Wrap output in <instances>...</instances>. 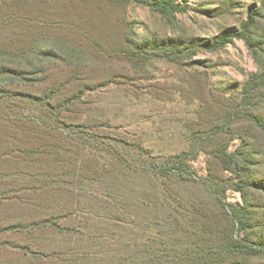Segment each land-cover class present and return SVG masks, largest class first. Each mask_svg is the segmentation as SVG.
Wrapping results in <instances>:
<instances>
[{
    "label": "rangeland",
    "instance_id": "374dc122",
    "mask_svg": "<svg viewBox=\"0 0 264 264\" xmlns=\"http://www.w3.org/2000/svg\"><path fill=\"white\" fill-rule=\"evenodd\" d=\"M173 1L181 11L167 18L138 1L4 0L0 42L18 43L24 37V45L38 42L35 51L47 55L52 52L76 65L73 69L80 73L77 75L85 76V83L96 86L94 93L84 92L85 95L93 93L89 102L98 101L99 114L112 120V129L105 130L106 135L138 136L154 158L196 153L190 165L197 183L187 184L184 194L209 198L212 238L222 243L204 263L211 260L207 264H264V0ZM252 12L258 17L246 34L251 48L237 39L216 51L199 47L215 43L228 33H243ZM9 13L14 18L25 16L27 20L15 19L11 26L2 20L3 14ZM24 21L27 28L21 26ZM24 29L28 31L23 34ZM162 41L176 44V53L169 52L168 45L161 52L153 51V46ZM172 54L177 55L180 65L162 57L175 59ZM43 60L39 65L35 61L29 70L49 68L46 55ZM59 71L55 68L51 72L53 76L44 83L28 87L15 85L13 90L40 96L53 82L60 84ZM115 76L118 83L135 90L136 95L130 93L126 97L123 89L115 85L107 89L97 87ZM80 85L75 84L71 92H76ZM34 107H39L34 101L27 106L30 110ZM30 110L24 117L28 121L38 119V114ZM201 137L206 138L203 143H200ZM203 147L212 153L216 149L236 153V172L224 171L219 160L208 156ZM109 167L110 193H114L113 186L120 185L121 181L128 185L134 180L124 179L120 170L110 163ZM89 175L92 173L87 172L82 182L76 181L83 184L79 185L81 189L77 185L70 189L63 187L58 194L60 200L55 203L56 196L53 200L47 196L44 200L48 202L43 200V203L25 202L35 195L25 188L19 189L16 183L4 189L0 185V193L5 194L0 197V226L34 223L45 217V223L52 222L61 228L75 226V218L69 219L75 204L80 202L101 212L105 206L101 200H72L77 195L74 190L87 196L96 187L88 181ZM43 184L37 183L39 191L44 188ZM223 192H226L224 210L217 201ZM47 205H52L49 210ZM144 226V223L141 227L134 224L130 230L137 235L129 236V244L124 239L123 247L115 245L113 250L98 255L99 258L115 264L124 262L126 256L133 255L134 247L128 246L147 236L143 234ZM36 235V240L47 245L44 248L48 254L60 245L67 249L83 247L75 246L77 235L71 237L54 228L46 227ZM17 236L1 234L0 239L23 240ZM54 241L59 243L54 245ZM101 244L104 249H111ZM206 246L201 249H207ZM197 249L191 245L186 252ZM12 251H0V264H24L21 256ZM99 258L95 264L100 263ZM92 260L89 255L79 258L78 264H94ZM133 262L140 263L135 260L130 263ZM61 264H76V257H64ZM187 264L197 263L188 261Z\"/></svg>",
    "mask_w": 264,
    "mask_h": 264
},
{
    "label": "trees",
    "instance_id": "16d2710c",
    "mask_svg": "<svg viewBox=\"0 0 264 264\" xmlns=\"http://www.w3.org/2000/svg\"><path fill=\"white\" fill-rule=\"evenodd\" d=\"M128 1H138L167 18L174 17L181 11V7L173 0ZM3 4L4 0H0V16ZM257 17L258 14L254 12L250 14L248 26L243 33H228L215 43L199 45V47L216 51L237 39L245 41L251 48V42L246 34L251 30ZM15 19L27 20L25 16L14 18L10 13L3 14L2 17L4 23H10L11 26ZM26 25L24 21L21 26L27 28ZM26 31L28 30L24 29L22 33ZM23 38L19 39L18 43L13 40L3 44L0 42V185L4 189L16 183L19 189L25 188L26 191L32 192L35 197L25 202L43 203L48 202L44 200L47 196L51 200L56 196L55 203L60 200L58 194L63 191V187L70 189L77 185L81 189L79 185H83L81 182L88 172L92 173V176L89 175L88 178L91 180H87L96 187L87 196H82L78 190H74L77 195L75 198L72 196L76 199L72 200L76 202L85 199H91V202L101 200L105 206L99 212L96 207L80 205L81 202L75 204L69 219L75 218V226L68 228H61L52 222L45 223L46 217L34 223L20 222L10 226H0V235L15 234L23 239H0V251L9 249L17 252L24 260V264L25 261L28 264H61L64 257H76L78 264L79 258L85 259L89 255L95 264L98 255H103L104 251H111L118 244L123 247L125 240L129 244V236L135 234L130 228L134 224L141 227L144 223L143 234L147 236L139 238L134 245L128 246V248L134 247L133 255L126 256L124 262H116V264H137L130 263L132 260L140 262L139 264L165 262L187 264L188 261L203 264L206 257L211 258V255L221 248L222 243L212 238L213 229L211 230V217L207 205L209 198L200 199L184 194L187 184L197 183L190 165V162L196 159L194 156L196 153L182 152L174 156L154 158L142 146L143 143L137 138L138 136L117 138L106 135L104 131L112 129L111 118L99 114L98 101L94 99L93 103L88 100L95 92L96 86L85 83L84 81H87L85 76L77 75L80 73L73 69L76 65L52 52L47 55L40 50L35 51L38 42L33 44L34 47L24 45ZM167 45L170 48L169 52L176 53L175 49L178 46L164 41L155 44L153 51L161 52L163 46ZM33 55L36 56L34 61ZM45 55L51 65L49 68L29 70L33 69L35 61L38 65L43 63ZM172 55L175 59H170L169 56L162 57L168 62L180 65L177 55ZM52 59H55V62ZM55 68L58 71L62 69L58 72V79L61 82L60 84L58 81L53 82L42 95L31 96L30 93L13 90L15 85L28 87L44 83L53 76L51 72H54ZM117 78L115 76L114 79L105 81L97 87L107 89L115 85L123 89L126 97L130 93L136 95L135 90L118 83ZM75 84L83 85L78 86L73 93L71 91L75 88ZM85 90L93 93L85 95ZM12 98H17L18 101H12ZM32 101L39 104V107L32 109L39 118L34 117L32 118L34 120L28 121L24 113L30 110L27 106ZM205 139L201 137L200 143ZM208 142L214 141L208 140ZM203 150L208 156H215L224 171L236 172V153H230L228 149L225 151L216 149L214 153L208 148L203 147ZM145 155L149 156L148 159ZM109 163L120 170L124 179H134L128 185H124L123 181L120 185H114V193L108 190L110 189ZM42 182L44 188H40V192L37 183ZM225 194L226 192H223L217 200L223 210L226 206ZM2 195L5 194L0 193V197ZM47 206L49 210L52 205ZM56 222L58 223V220ZM46 227L57 229L59 233H66L71 237L77 235L75 246L83 247L67 249L60 245L54 248L52 254L46 253L47 245L36 240V234L44 231ZM42 237L46 240L44 234ZM56 243L59 242L54 241V245ZM101 243L110 246L111 249H104ZM247 243L252 245L254 242ZM191 245L199 249L187 253ZM204 245H207V249H201ZM99 260V264H115L109 262L107 258L102 257Z\"/></svg>",
    "mask_w": 264,
    "mask_h": 264
}]
</instances>
